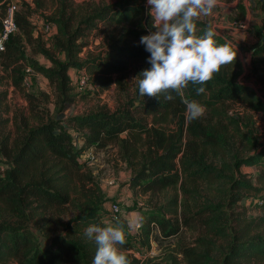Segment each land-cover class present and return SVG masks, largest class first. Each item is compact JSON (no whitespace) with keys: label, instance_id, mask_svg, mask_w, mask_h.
I'll use <instances>...</instances> for the list:
<instances>
[{"label":"trees","instance_id":"1","mask_svg":"<svg viewBox=\"0 0 264 264\" xmlns=\"http://www.w3.org/2000/svg\"><path fill=\"white\" fill-rule=\"evenodd\" d=\"M257 2L261 24L251 25L257 42L250 50L249 80L238 79L243 66L237 51L236 61L203 85V94H197L200 86L190 84L183 98L175 93L172 100L163 95L143 97L136 84L134 95L113 112L69 117L64 114L84 96L74 91L73 71L88 72V83L92 80L106 91L116 82L114 76L124 75L131 66L140 64L139 74L151 68L150 53L139 43L154 30L146 0L102 5L61 0L50 19L57 26L51 47L34 35L27 10H19L18 33L0 52V66L19 90L28 67L46 78L55 94V108L53 113L44 111L34 104L33 95H27L31 103L27 115L0 118V264H92L97 246L84 232L91 225L113 226L109 212L113 201L105 199L82 157L89 149L104 150L112 143L120 144V158L133 172V190L150 196L176 191L162 207L173 218L144 213L140 232L119 246L128 264H264V198L257 202L262 212L257 216H249L240 204L264 191V149L257 148L249 115L264 113V99L252 86L257 84L264 92V0ZM37 5L41 7L39 1ZM5 12L6 0H0V14ZM209 26L213 27L199 19L197 34ZM111 28L119 33L108 36L107 53L81 60L89 34ZM216 33L218 44L229 43L237 50L229 37ZM23 41L50 66L27 58ZM184 99L199 102L205 108L203 116L186 121ZM236 106L248 115L234 110ZM243 167L258 172L244 173ZM67 208L77 215L62 218ZM117 222L122 228V221ZM154 226L167 238L183 231L194 236L160 261L130 255L136 243L147 248L143 252L151 249Z\"/></svg>","mask_w":264,"mask_h":264},{"label":"rangeland","instance_id":"2","mask_svg":"<svg viewBox=\"0 0 264 264\" xmlns=\"http://www.w3.org/2000/svg\"><path fill=\"white\" fill-rule=\"evenodd\" d=\"M37 1L41 3V7L37 5ZM61 0H22L20 10H27L29 20L33 26L34 35L37 37V30L41 24L51 22L50 19L55 16L58 9L61 7ZM77 5L84 2L96 3L99 5L116 2L117 0H67ZM26 5L29 9L26 8ZM146 8L149 11L146 0ZM261 10L257 0H218L217 7L213 10V14L200 19L209 22L213 28L222 34L224 37H229L236 46L239 53V58L243 66V72L239 76V81L249 80L250 77V50L257 42L256 36L251 30L252 22L261 24ZM114 31L119 33V29L111 28L107 33L93 32L86 38L88 45L84 48L80 59L85 60L88 57H97L107 53V38ZM47 47L52 46V37L41 38ZM21 48L27 58H34L41 61L42 64L50 66V63L41 55L33 53L30 45L25 41L22 42ZM60 58L64 59L63 55ZM141 70L140 64L133 65L122 76H114L116 80L112 86L106 91H100L98 86H95L91 80L87 86H80V72L73 71L71 73L74 79V91L77 94H82L83 97L75 103L65 114V117L72 115H82L96 112L99 110L115 111L118 106L126 101L128 97L134 95L136 83L133 79L138 76ZM87 78L89 74L83 71ZM28 83H23V90L17 89L10 76L0 66V96H3V102L0 104V118L11 119L17 114H28L30 101L27 95H33L36 102L35 105H41L44 111L54 112L55 94L48 80L41 75L33 73L28 76ZM118 79V80H117ZM114 85V86H113ZM252 86L257 90L258 95L264 99V92L260 91L257 84L252 83ZM47 96V97H46ZM234 110L243 112L242 106H236ZM244 114L248 115L246 111ZM251 117L255 124V135L257 139V148L264 149V113L252 114ZM9 130H14L12 124L7 127ZM74 137L76 133H73ZM124 137V136H123ZM76 139V138H75ZM77 140L79 146L82 145L81 140ZM119 143H112L107 149L96 150L89 149L84 152L82 159L86 161L85 167L91 172L96 181L100 184L104 197L108 201H118L122 205V229L125 232L126 239H131V236L136 235L140 230L136 229V225L141 223L144 213L148 215H156L159 217L173 218L172 213L168 209H163L167 200L174 196L176 191L169 190L159 196L143 195L130 186L133 178V172L121 160L119 155ZM1 159V158H0ZM1 168L5 166L2 164ZM242 171L248 174H256L258 169L253 167H243ZM114 182V184H112ZM264 198V191L257 195L252 193L240 204L245 206L249 216H257L262 214L258 209L257 202ZM66 210V211H65ZM62 218L68 220L77 215V212L72 209H64ZM264 231V229L262 230ZM43 236V235H41ZM191 232L183 231L178 236L167 238L160 231L158 226H154L151 249L145 250L143 253L147 259L164 258L172 250H177L180 246L188 243L193 239ZM44 237V236H43ZM119 247V246H118ZM45 248V246L43 247ZM140 244H134L133 250L139 251ZM149 254V255H148ZM148 255V256H147ZM146 261V260H145Z\"/></svg>","mask_w":264,"mask_h":264},{"label":"clouds","instance_id":"3","mask_svg":"<svg viewBox=\"0 0 264 264\" xmlns=\"http://www.w3.org/2000/svg\"><path fill=\"white\" fill-rule=\"evenodd\" d=\"M154 30L140 38V44L150 53V69L133 79L141 96L172 100L173 93L184 97L190 84L198 85L197 94L205 93L206 85L237 58V50L229 43L218 44L211 26L198 35L197 21L210 16L218 0H147ZM114 86V85H113ZM186 121L203 116L205 108L197 101L184 99ZM87 239L94 241L96 252L92 264H128L118 246L125 244L121 227L91 225L85 229Z\"/></svg>","mask_w":264,"mask_h":264},{"label":"built area","instance_id":"4","mask_svg":"<svg viewBox=\"0 0 264 264\" xmlns=\"http://www.w3.org/2000/svg\"><path fill=\"white\" fill-rule=\"evenodd\" d=\"M22 0H6V12L1 15L0 20L2 23V27L0 30V52H5L7 48V44L11 41L12 37L18 33V25L16 22V15L20 10V5ZM57 33V26L51 22H45L41 24V27L37 30V37L44 38L52 37ZM35 73L31 67H28L25 70L26 78L25 83H28L29 79L28 76ZM86 74L81 71L80 72V79L78 80V84L80 86H87ZM114 184V182H112ZM109 212L113 218V227H119L117 221H122L121 214H122V205L118 201H113L109 205ZM136 229H141V223L136 225ZM128 253L133 257L145 261L148 257L143 256V251L139 249V251H135L133 249L129 250ZM145 254V253H144ZM149 255V254H148ZM147 255V256H148Z\"/></svg>","mask_w":264,"mask_h":264}]
</instances>
